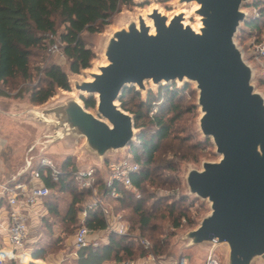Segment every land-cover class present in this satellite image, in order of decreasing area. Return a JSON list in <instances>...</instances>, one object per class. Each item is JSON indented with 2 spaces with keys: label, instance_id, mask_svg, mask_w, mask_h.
<instances>
[{
  "label": "water",
  "instance_id": "1",
  "mask_svg": "<svg viewBox=\"0 0 264 264\" xmlns=\"http://www.w3.org/2000/svg\"><path fill=\"white\" fill-rule=\"evenodd\" d=\"M186 2L194 3L197 26L188 25L182 13L168 17L158 7L150 8L109 36L104 62L94 71L93 59L78 73L70 67L62 71L69 90L55 88L46 102L58 91L70 96L67 102L44 112L29 101L22 112L3 116H33L52 127L38 139L24 129L8 134L0 123L16 168L10 181L20 182L43 159L61 167L75 157L76 171H98L104 183L107 164L126 159L142 133L134 115L121 107L124 90L140 95L146 84L154 85L155 92L147 90L141 97L146 102L149 93L157 96L160 88L174 85L182 90L191 84L200 111L198 132L202 141H210L217 160L203 161L199 169L184 174V198L204 203L208 211L185 233L182 249L199 251L204 245L221 264L264 263V88L256 89L262 73L238 42L253 17L254 2ZM80 72L88 78H70ZM90 98L94 107L86 108L83 100Z\"/></svg>",
  "mask_w": 264,
  "mask_h": 264
},
{
  "label": "trees",
  "instance_id": "2",
  "mask_svg": "<svg viewBox=\"0 0 264 264\" xmlns=\"http://www.w3.org/2000/svg\"><path fill=\"white\" fill-rule=\"evenodd\" d=\"M132 5V0H0V85L30 83L34 72L31 62L39 56L34 50H46L50 44L49 37L56 35L59 27H63L59 34L61 50L71 71L78 73L80 69L88 68L93 55L84 35L102 32L122 6ZM252 8L256 16L254 14L248 20L242 36L259 35L264 24L262 2L254 0ZM41 74V81L28 89L29 100L33 105L45 103L54 95L55 88L69 90L67 78L58 65L45 66ZM261 84L264 86V79ZM186 93L190 94L189 86L177 90L173 85L160 88L157 96L149 93L146 102L141 101L134 89H125L121 96L122 109L134 115L136 128H143L137 143L131 145L128 152L130 160L138 166L137 172L131 176L132 185L141 194L145 193L147 185L165 189L176 187L177 167L174 160L198 159L200 146L197 143L191 144L190 139L184 138L188 131V115L192 114L191 107L184 108L182 105ZM83 102L86 108H93L95 104L92 98ZM166 156L169 157L168 160ZM164 160L166 162L163 164ZM36 170L39 172L40 185L50 190V194L41 201L46 211L41 222L45 233L51 237L50 249L61 248L65 238L53 237V224L46 220L49 215L59 218L62 233L71 237L82 225L96 232L105 230V219L99 209L88 210L83 221L78 217V211L85 206L83 200L91 191L81 187L82 180L76 176L73 160H68L60 167L62 175L57 182H53L40 166ZM94 176L98 177L94 185L98 190V197L113 204V211L116 213L129 210V221L132 223L130 230H136L139 235L130 237L109 233L105 243L77 250L73 264L139 260L146 253H151L158 261L164 262L167 240L162 238L163 233L154 223L164 217L173 228H178L182 220L189 221L188 210L184 206L186 201L167 199L160 202L165 203L163 216L160 217V213H153L146 208L145 200L136 199L134 193L122 187H116L120 196L111 198L96 171ZM52 191L55 194H71V201L63 214L59 213V199L51 196ZM129 221L126 220L127 223ZM141 240L149 242V250L143 249ZM46 249L44 246L33 250L32 260L40 264L47 253Z\"/></svg>",
  "mask_w": 264,
  "mask_h": 264
},
{
  "label": "rangeland",
  "instance_id": "3",
  "mask_svg": "<svg viewBox=\"0 0 264 264\" xmlns=\"http://www.w3.org/2000/svg\"><path fill=\"white\" fill-rule=\"evenodd\" d=\"M262 2V6H264V0H260ZM132 6H122L120 11L113 16L111 19L109 25L102 30L99 34L94 35H87L85 34V41L88 44V48L94 52V58L92 61V65L90 67L91 71H94L96 67H98L100 64L104 62L103 57V51L106 44L107 39L109 36L116 30L120 28H125L130 20H134L138 14H145L148 12L150 8L158 7L166 16L171 17L175 14H180L184 16V19L186 20L187 24L190 26H197L198 19L196 17L194 3L192 2H186V0H134ZM254 2V0H253ZM192 12V13H191ZM63 30V27L58 28V32L56 35L49 37L50 39V45L56 44L58 48L61 50L62 44L59 39V34ZM240 46L244 48L245 53L248 55H251V52L249 51L250 46L252 44H259L264 42V24L261 28V31L258 34H249L242 36V33L240 35V38L238 40ZM48 46V47H49ZM48 47L44 51H37L34 50V52L38 53V58L32 59L31 65L34 69L33 72V79L32 81L23 83V84H16V85H0V92L4 95L0 94V123H2L3 126H5V132L9 134V132H14L16 130L24 129L26 131H30L31 136H37L38 139L42 137V135L45 132H50L52 127L47 126L40 121H34L33 116H28V119H25L23 117H10L4 115H9L10 112L13 110V113H20L22 112L28 105H29V95H28V89L31 85H35L41 81L42 74L41 71L45 68V66L49 64H55L58 65L62 71H65L69 67V63L64 57V59L61 58L60 54L58 53H49ZM261 71V70H260ZM70 78L74 81H81L88 78V75L86 72H80L77 75H70ZM263 79V78H262ZM146 91L147 90H153L156 91V87L152 84H146ZM179 86V85H178ZM190 88V94L186 93L184 100H182V105L184 108H192V114L188 115V131L185 132L184 138H188L191 140V144L197 143L200 146V150L198 152V159L196 160H174L176 167H177V174L176 178L178 181V185L174 188H163V187H154L147 185L145 187V193H140L137 191V194L139 195V198L145 200L147 202L146 208L149 209L151 212L160 213V217L163 216V206H165V203H160L167 199H172L174 201L178 200H185L184 206L188 210V220H182L181 225L178 228H173L164 217L160 218V220H156L154 224L158 226V228L163 233L162 238H165L167 240L168 248H167V256L164 259V262L168 264L169 262H172L173 260H177L179 256H181L180 259L184 258L188 264H198L199 260L202 258V256L209 253V248L206 246H201L199 248V251H190V250H183L184 246L186 245V241L184 239L185 233L196 226V224L199 222V220L207 213V206L204 203H201L200 201H194L189 198H184V195L186 194L185 187L183 185V178L184 174L189 169H199L200 163L203 161H216L217 157L214 154V148L211 145L210 141H202L201 136L198 132L197 128V122L198 117L200 115V111L198 107L196 106V100H197V94L194 90H192V85H187ZM256 89L260 90L264 88L262 86L261 81L255 82ZM72 91V89H71ZM143 91L140 93V99L142 96L145 95V92ZM70 99V96L67 94H63L61 91H58L53 98H51L48 102H46L44 105H33L31 102V105L33 106H39L40 109L44 112H50L58 107H60L62 104L67 102ZM13 105V106H11ZM92 114H95V110H90ZM129 113V112H128ZM131 114V113H130ZM5 119V120H4ZM186 126V123H185ZM141 129L143 132V128ZM6 134V133H5ZM29 137V135L27 134ZM9 137L2 135L0 133V146H1V152H0V184H3L10 180L11 175L15 173L16 168L14 166V162L10 160L11 155V148L9 147ZM166 160L169 159V157H165ZM70 160L74 161L75 169L77 166V159L75 157H72ZM166 160L163 161V164L166 162ZM59 167V166H58ZM98 173V171H96ZM99 178L101 179L99 173ZM98 178V177H96ZM95 178V180H96ZM25 178L21 179L20 181H23ZM77 186V184H76ZM80 186V185H79ZM79 188V187H78ZM52 197H58V210L60 214H63L68 207L70 201H71V194L66 193H57L55 194L54 191L51 192ZM136 199H138L135 196ZM93 196L90 194L85 198L83 205H86L90 202H92ZM165 202V201H164ZM110 206L113 209V204L109 203ZM115 215L120 216L122 222H126L130 220V212L127 209H124L121 212H115L113 211ZM44 216H42L43 218ZM42 220V219H41ZM46 220L50 223H52V234L53 237L61 236L62 238H65L62 247L60 248H49V245L51 243V237L45 233V229L42 226V222L39 225H36L32 228L31 234H30V240L31 243L26 245L25 251L30 256L25 257V262H28L27 264L35 263V260H32V251L38 250L41 247H46V255L44 259L42 260L40 264H73V259L75 258L73 255L76 252L75 247L73 246V237L68 235L67 233H62V225L59 223V218H54L52 215H49V218L46 217ZM129 226V230L127 233V236L130 237H138V232L136 230L131 231V222L127 223ZM74 233V230L72 231L71 235ZM101 243H103L101 241ZM112 264V263H108ZM257 264H264L260 260H257Z\"/></svg>",
  "mask_w": 264,
  "mask_h": 264
},
{
  "label": "built area",
  "instance_id": "4",
  "mask_svg": "<svg viewBox=\"0 0 264 264\" xmlns=\"http://www.w3.org/2000/svg\"><path fill=\"white\" fill-rule=\"evenodd\" d=\"M256 13L253 10V15ZM249 51L251 52V60L255 62L262 73L264 79V42L259 44H252ZM49 53H58L61 58L64 59L63 52L60 51L56 44L48 47ZM45 169L46 174L53 182H57L62 175L60 167L56 166L50 159H43L39 165ZM138 170L137 164L133 163L129 155L126 159L119 160L116 163L107 164V177L104 182L105 188L109 191L108 195L111 198H118L120 193L116 187H122L125 190L131 191L137 198L136 188L132 185L131 176ZM95 170L88 172H76L78 179L82 180L81 187L91 191L93 196L92 202L86 204L82 209L78 211V217L83 221L87 215L88 210L99 209L105 219L106 228L103 231L106 235L109 233L117 236H127L129 226L127 223L122 222L120 216L115 215L109 202L102 200L98 197V190L95 185ZM50 194V190L43 185H40L39 172L36 168L27 176L26 179L20 182H11L10 180L0 184V198H3L8 210H7V226L5 228L6 243L4 246H0V264H27L25 257L29 256L25 247L27 244V238L29 234L28 223L32 214V208ZM101 231H92L88 227L82 225L79 227L73 236V246L76 251L86 248L90 245L97 247L99 245L98 240L91 239L93 234ZM144 250L150 249V244L147 240L140 241ZM76 256V252L74 253ZM30 257V256H29ZM112 264H164L160 262L151 253L139 260H121ZM168 264H188V262L182 258L179 260H173ZM203 264H221L219 257L209 251L208 256Z\"/></svg>",
  "mask_w": 264,
  "mask_h": 264
},
{
  "label": "crops",
  "instance_id": "5",
  "mask_svg": "<svg viewBox=\"0 0 264 264\" xmlns=\"http://www.w3.org/2000/svg\"><path fill=\"white\" fill-rule=\"evenodd\" d=\"M0 152H1V146H0ZM7 210H8V207H7L4 199L0 198V246H4L6 243L5 228L7 226ZM45 213H46V211H45V209L41 203L37 204L36 206H34L32 208V214H31V217H30V220L28 223L29 234H28L26 245L31 243L30 234H31L32 228L41 223L42 216H44ZM106 236L107 235L103 231H101V232H98L96 234H93L91 236V239H94V240L96 239L99 241V243H101V241L103 243H105L106 242ZM37 261H41V260H37ZM41 262H43V261H41ZM55 264H57V263H55ZM164 264H166V263L164 262Z\"/></svg>",
  "mask_w": 264,
  "mask_h": 264
},
{
  "label": "bare ground",
  "instance_id": "6",
  "mask_svg": "<svg viewBox=\"0 0 264 264\" xmlns=\"http://www.w3.org/2000/svg\"><path fill=\"white\" fill-rule=\"evenodd\" d=\"M192 13V12H191ZM146 23L148 24V25H150V22L149 21H146ZM184 24H186L185 22H184ZM194 28V27H193ZM194 30H197V28H194ZM151 32L153 33V30H151ZM71 95H74L73 93H71Z\"/></svg>",
  "mask_w": 264,
  "mask_h": 264
}]
</instances>
